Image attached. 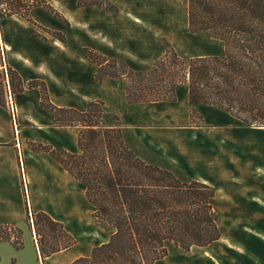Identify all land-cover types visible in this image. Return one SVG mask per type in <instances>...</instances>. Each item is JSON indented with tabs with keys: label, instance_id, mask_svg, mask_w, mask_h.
<instances>
[{
	"label": "crops",
	"instance_id": "obj_1",
	"mask_svg": "<svg viewBox=\"0 0 264 264\" xmlns=\"http://www.w3.org/2000/svg\"><path fill=\"white\" fill-rule=\"evenodd\" d=\"M46 1L68 22L67 26L60 28L66 34L63 48L68 53L61 49V54L66 55L62 60L52 56L59 63L71 65L67 76L61 78L59 87L63 104L59 107L84 110L89 102L102 101L105 112L119 117L122 140L139 158L150 164L159 165L158 160H162L168 163L164 166H175L171 156L165 153L173 146L174 131L184 124H172L175 114L164 107L168 103L165 100L128 102L113 77L107 76L98 83L94 79L98 66L84 49L106 61L117 58L129 65H139L151 63L164 52L163 38L168 39L178 53L189 57L220 55L223 52L222 41L211 37L214 40L213 43L209 41L213 44L211 50L199 51L198 34L191 33L188 28V6L187 12H183L182 7L179 9L182 12L178 13V0H108L117 6L115 11L99 4L78 6L77 0ZM55 20L54 16L52 24H57ZM200 47L208 48L204 42ZM48 77L45 79L51 94ZM16 97L15 106L12 103V114L9 105H0V225L19 228L21 239L31 240L34 228L28 215L42 211L63 226L69 219L77 224L83 216L79 207L82 210L87 199L84 187L48 151L34 149V144H41L55 150L78 153L79 127L58 125L53 116L43 110L38 115L40 99L34 88L23 89ZM178 100L186 108L182 115H178L187 120L191 107L187 86ZM207 106L199 104L195 108L198 111L210 110ZM14 108H17L16 112ZM23 110L30 113L27 120ZM217 110L216 115L225 126L247 127L234 125L224 111ZM255 128L264 130V127ZM258 139L264 140L263 134L252 140L227 137V146L222 148L226 151L222 166L229 167V163L241 166L244 160L243 171L238 170L234 177L247 193L244 199L235 195V199L227 201L223 208L227 234L220 232V237L206 246H191L182 253L167 254L153 264L165 259V264H264V144L256 142L258 147L246 145L247 141ZM188 144H184L187 151ZM228 145L236 148L234 158L228 157ZM159 149L163 152L160 155ZM75 243L52 253L45 260H49L48 264H69L77 257L90 254L70 251ZM193 247L198 248L196 253L192 252ZM37 261L32 242L29 246L25 241L23 247L16 248L11 238L0 239V264H37ZM40 264H43L41 260Z\"/></svg>",
	"mask_w": 264,
	"mask_h": 264
},
{
	"label": "trees",
	"instance_id": "obj_2",
	"mask_svg": "<svg viewBox=\"0 0 264 264\" xmlns=\"http://www.w3.org/2000/svg\"><path fill=\"white\" fill-rule=\"evenodd\" d=\"M99 2L77 0V5ZM0 5L6 6L0 8V19L4 11L26 18L30 6L35 5L58 14L45 0H0ZM188 28L191 33L205 32L221 40L222 54L183 59L167 50L149 68L150 75L159 71L167 74L169 68L160 63L170 53L171 68L175 69L167 74L168 79L187 82L191 107L210 105L224 111L234 124L264 127V0H188ZM88 55L99 69L106 62L91 51ZM3 65L0 53V67ZM100 71L107 76L117 75L105 68ZM2 75L0 84L7 77L12 93L23 90L20 78L17 88L13 84L16 72L11 67L5 66ZM125 96L128 102L167 98L131 94L127 90ZM41 106L58 125L79 127L80 151L55 150L41 144H34V149L48 151L84 187L93 217L110 233L105 242L92 247L89 255L77 257L69 264H153L172 250L206 246L220 237L218 214L212 202L214 187L182 177L170 166L139 158L122 140L119 117L105 112L101 102L91 101L84 110L59 107L47 100L43 89ZM28 216L38 237L41 261L75 243L63 224L47 213L38 211ZM6 226L0 225V232ZM45 228L49 229L48 234H44ZM7 235L0 234V239L8 240Z\"/></svg>",
	"mask_w": 264,
	"mask_h": 264
},
{
	"label": "rangeland",
	"instance_id": "obj_3",
	"mask_svg": "<svg viewBox=\"0 0 264 264\" xmlns=\"http://www.w3.org/2000/svg\"><path fill=\"white\" fill-rule=\"evenodd\" d=\"M82 1L84 3H91L95 0ZM100 2L98 4L103 8H109L112 11H115L117 9V6L114 3L112 4L111 1L100 0ZM177 3L178 13L182 12L179 11V9H182V7L183 12H187V0H178ZM182 4L183 6H180ZM48 5H50V3H48ZM92 5L94 4L84 6ZM1 6L6 7L5 5H0V8ZM51 8L54 9V7L52 6ZM57 12L58 14L54 15L50 10L46 8V6L35 5L32 7L30 6L29 11L26 13L27 19L19 14H9L7 13V11L2 12L3 16L0 19V53L2 61L4 63V65L1 66L0 69L3 68L4 72L5 66H9L16 72V75L12 76V81L16 88L19 86V81L21 80V82L23 83V89H36L38 93V99H40L38 100L37 107L38 115L40 114L41 110L48 112L41 106V92L43 89L46 91L47 100L50 103L56 106H62L63 97L60 95L59 85L62 82L61 78L63 76H67L68 69L71 67V65L69 64L66 65L63 62L59 63L52 59L53 55H55L54 58H56V60H62L66 56L64 53L61 54V49H63L66 54L68 53V51H66L67 49L63 48V43H66V34L60 30V28H62V25H66L68 22L66 18L62 14H60L59 11ZM39 13H41V15H39ZM50 14L55 16V21L57 24H52L51 20L54 16L52 17ZM181 18L182 16H180V19ZM195 34H198L197 48H200L199 51L211 50L210 46H212L213 44H209V41L213 43V37L211 38L205 32ZM162 41L164 52L160 56L155 58L151 63L129 65L128 63H122L120 59L118 60L117 58H113L108 59L103 64L102 68H105V71L108 73H117L116 76L108 75V77H113L114 80L118 82V86L124 91V93L127 90L131 92V94L140 93L150 97L155 96L154 98H160L162 97V95L167 96V98L165 97L164 100L168 104H165L164 107L172 110L175 114V119L172 124L184 125L180 126V128L174 131L173 146L172 148H167V153L165 154H169L171 156V161L175 164V166L172 165V168L176 169V171L182 177L203 180L214 187L215 196L212 202L214 209L218 214L219 230L221 233L223 232L227 234L225 231L228 227V224H226L225 222L223 208L227 201H233L235 199V195L244 199V196H246L247 193L242 190L239 184H237V181L235 180L236 178L234 177V174L238 170L243 171L244 167L242 165V162L244 160L241 161V166H236V164L232 165L231 163H229V167L222 166V158L224 156L226 157V151L222 150L223 147L227 146L225 139L227 137L229 139H232L233 137H241L243 139L252 140L254 137L260 134H263L264 137V130H256V128L253 126H225L226 124L219 121V118L216 115V112L218 110L213 106L211 107L207 105L206 106L209 107L210 110L198 111L197 108L190 107L188 119L184 120V118L180 117L178 114L182 115L185 112L186 108L185 105H182L180 100H178V96L187 86V82L183 81L182 83H178V80L173 82L168 79L167 74L171 75L173 73L172 70L175 69L173 67L171 68V64L173 63L171 61L172 55L168 53V57H165L166 59H164V63L166 64H164L163 62L160 63L162 65H166V67L169 68L166 75H161L162 72L160 73V71L150 75L149 68L152 67V64L157 59L164 57L167 50H169V52L172 51L176 53L177 56L183 59H187L189 58V56L178 53V51H176L175 48L170 44L168 39L163 38ZM201 42H204L205 46H208V48L201 49ZM84 51L88 54V51L90 50L84 49ZM56 55L59 56L56 57ZM98 61L102 62L103 59H98ZM100 69L96 67V71L94 72V79L98 83L102 82V79L107 77L106 74L101 73ZM135 71H137L138 73ZM3 72L0 73V81L1 77L3 76ZM122 73L126 74L121 75ZM48 76L50 77V79ZM96 76L99 77V80ZM47 77L51 86V94H49V88L45 79ZM10 79L11 78L9 76V81ZM18 93L19 92L12 93L10 91V85L8 84L7 77H5L2 80V84H0V100L3 101L0 102V105L4 107L6 105L10 106L11 100L13 105L15 106V98H17L16 96L18 95ZM96 101L103 103L100 100ZM102 107L104 108L103 104ZM16 109L17 108L14 109L15 112ZM23 116L24 119L27 120L30 116L29 111L23 110ZM216 118L217 120H215ZM234 125L238 124L235 123ZM186 142L189 143L188 145H186L188 147V151L184 147V144H186ZM256 142L264 144V140L258 139V141H247L246 145L248 144V147H251L252 145H254V147H258ZM161 148L165 150V148ZM162 149L158 150L159 153H157L159 155L160 153H163ZM228 150L229 159L234 158V152L236 151V148H234L233 145H228ZM158 164L164 166L168 163L163 162L162 160H158ZM76 187L77 189H79V191H82L79 185H76ZM81 211L83 213V216L77 224L70 222L69 219L68 222L66 221L64 223V226L71 232L76 241L75 245L71 248L70 251L77 252V254H89L91 248L106 241L110 233L103 230L97 224L96 219L92 215L93 208L86 200H84L83 209L81 210V207H79V213ZM5 233L8 234L7 236H9V239L11 238L12 241L16 243L18 248L23 247L25 241L29 246L32 242L33 248L36 250L37 254V264H40L38 252L36 249L37 236L35 232L34 235L32 233L31 240H23L21 239L22 234L19 228L14 229L12 226L9 227L7 225L5 227V230L0 232L1 235ZM48 233L49 229L45 228L44 234ZM217 245L219 246L218 243ZM197 251L198 248H192L193 253H196ZM179 252L182 253L183 251L179 249L172 250L171 252H169V254L172 255ZM45 261H47L46 264L49 263V260H45V258L42 259L43 264H45ZM165 262L166 259L158 262L157 264H165Z\"/></svg>",
	"mask_w": 264,
	"mask_h": 264
},
{
	"label": "built area",
	"instance_id": "obj_4",
	"mask_svg": "<svg viewBox=\"0 0 264 264\" xmlns=\"http://www.w3.org/2000/svg\"><path fill=\"white\" fill-rule=\"evenodd\" d=\"M10 109H11V114L13 113V106H12V101L10 100ZM15 109V108H14ZM15 111V110H14Z\"/></svg>",
	"mask_w": 264,
	"mask_h": 264
}]
</instances>
